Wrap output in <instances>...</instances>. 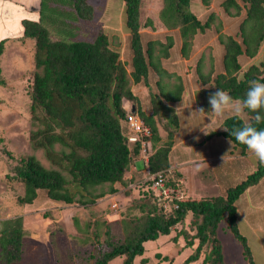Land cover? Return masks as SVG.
Returning <instances> with one entry per match:
<instances>
[{
  "label": "trees",
  "instance_id": "obj_1",
  "mask_svg": "<svg viewBox=\"0 0 264 264\" xmlns=\"http://www.w3.org/2000/svg\"><path fill=\"white\" fill-rule=\"evenodd\" d=\"M123 1L132 54L130 73L119 59L118 52L108 47L107 37L103 33L98 32L92 40L74 39L68 35L74 24L92 19L93 8L88 0H57L59 5L54 4V7L50 0H39V5L36 2L30 9L38 14L21 20L22 37L19 39L32 41L35 70L29 93V113L37 129L30 133L29 141L34 149L42 150L53 169L44 168L33 156L18 160L10 158L9 169L23 184L20 204H31L38 191L46 192L52 201L82 206L93 205L104 195L115 193L114 185L123 183L125 171L130 167L133 156L139 153L138 145L130 149L125 129L122 128L127 112L133 108L150 128L153 146L160 140L159 126L165 132V141L149 156L147 168L151 175L162 174L166 188L174 187L173 180L167 174L170 168L168 154L179 122L175 108L169 104L179 102L184 90L178 76L175 78L177 83L169 89V83L163 79L171 78L173 74L163 70L160 65V58L168 57L173 40L167 36L165 43L149 41L144 50L140 30L151 26V21L141 24L143 0ZM161 1L158 12L160 22L167 30H178L180 51L186 57L193 36L211 28L215 15L210 13L204 22H200L189 10L191 0ZM209 2L201 0L205 6ZM241 2L243 6L236 0L221 2L228 16H239L242 9L245 10V16L238 26L241 44L217 29L218 40L224 49L223 73L211 79L212 68L206 74L201 71L202 58L197 64L196 73L202 83L213 82L212 94H225L227 101L241 102L243 111L250 118L246 123L238 115L230 116L222 122V131L211 133L206 138L214 135L226 138L244 153L264 136V98H257L260 92L258 86L264 85V61L260 66H249L237 79L241 69L238 59L242 55L253 58L264 39V0ZM44 4L48 6L47 10ZM44 10L50 11V15L43 17ZM63 13L64 21L56 18ZM57 19L72 27L60 34L64 36L53 39L46 26L48 22H58ZM4 43L6 39L0 41V55ZM149 68L158 76V94L149 92L151 114L145 115L131 93L129 77L134 83H145ZM123 100L131 103L129 110L123 107ZM55 146L60 149L56 150ZM173 175L178 176L177 173ZM263 177L264 158H261L256 169L238 185L227 189L224 196L177 201L172 209H168L169 212L164 206L152 203L150 197L139 199L128 208L127 216L120 220V231H115L112 223L105 224L104 241L96 242L92 253L87 256L86 264H108L118 257H123L121 264H134V259L144 253L145 242L168 235L188 212L196 220V228L192 240L186 238L185 246H193V241L197 245L182 264L198 261L201 254H204L202 264H224L222 245L217 237V230L223 222L241 244L247 264H254L246 238L237 227L235 202ZM149 183L152 186L154 179H150ZM24 234L21 216L0 221L2 264H16L24 258ZM100 235L98 229L95 237L98 239Z\"/></svg>",
  "mask_w": 264,
  "mask_h": 264
},
{
  "label": "rangeland",
  "instance_id": "obj_2",
  "mask_svg": "<svg viewBox=\"0 0 264 264\" xmlns=\"http://www.w3.org/2000/svg\"><path fill=\"white\" fill-rule=\"evenodd\" d=\"M50 1L53 7L54 4L59 5L57 0ZM88 1L93 8L91 20L79 21L72 27L71 24L63 23L66 19L64 13L57 15L56 18L64 20L59 22L57 19L58 22L54 24L45 21L48 22L46 28L51 37L64 36L60 34L66 33L71 27L68 35L74 39L92 40L98 32L103 33L107 37L108 47L118 52L119 59L130 73L132 54L125 24L124 1ZM222 1L210 0L207 6L201 0L190 1L189 10L200 22H204L210 13L215 18L211 28L193 36L187 56L184 57L180 51L181 37L178 30L163 28L158 17L162 1L143 0L141 24L151 21V26L140 30L143 49L147 48L149 41L165 43L166 37L171 36L173 45L168 50V57L160 58V65L173 76L163 80L172 89L178 76L184 90L179 102L169 104L175 108L179 122L168 154L170 168L167 174L173 180L174 187L169 188L167 197L159 196V192L149 183L151 175L147 174L148 168L138 153L133 156L130 167L124 173L123 183L114 185L115 193L104 195L93 205L82 206L52 201L44 191H38L31 204L19 203L23 184L9 169L10 158L18 160L33 156L44 168L53 169L42 150L34 149L29 141L30 133L37 129L29 113V93L35 71L33 43L19 39L22 37L21 20L38 14L30 9L36 2L38 6L39 0H0V41L6 39L0 55V221L18 216L23 218L26 252L16 264H86L87 256L92 253L96 242L104 241L105 224L112 223L113 229L120 231V220L127 216L128 208L139 199L150 197L152 203L164 206L169 212L168 209H172L177 201L224 196L227 189L238 185L256 169L258 160L264 158V136L244 153L226 138L218 135L206 138L211 133L222 131V122L230 116L238 115L246 123L250 119L243 111L241 102L227 101L225 94H212L213 82L202 83L196 73L201 58L203 73L210 72L212 68L211 79L223 73L224 49L218 40V28L224 36H231L238 43L241 41L238 26L245 16V10L242 9L239 16H228L221 7ZM236 1L243 6L241 0ZM47 7L44 4L45 10ZM45 10L43 17L50 15V11ZM238 60L241 69L237 79H240L249 66H260L264 61V39L253 58L242 55ZM157 80L158 76L151 68L145 83H134L129 77L131 93L137 98L138 108L145 115L151 114L149 92L158 94ZM258 87L260 92L257 98H264V85ZM122 105L126 110L131 108L129 101L123 100ZM158 135L160 140L156 146L150 142L151 153L165 141L166 134L161 126ZM55 149L60 147L55 146ZM173 173L178 176L174 177ZM235 207L237 227L246 238L254 264H264V177L237 199ZM195 222L188 212L182 222L171 228L168 235L145 242L144 253L134 259V264H182L197 245L193 241V246H185L186 238L192 240L195 234ZM97 228L101 234L98 239L95 237ZM217 237L222 245L224 264H247L241 244L228 231L225 222L220 224ZM203 258L204 254H201L199 260L191 264H202ZM122 260L123 257H118L108 264H121Z\"/></svg>",
  "mask_w": 264,
  "mask_h": 264
},
{
  "label": "built area",
  "instance_id": "obj_3",
  "mask_svg": "<svg viewBox=\"0 0 264 264\" xmlns=\"http://www.w3.org/2000/svg\"><path fill=\"white\" fill-rule=\"evenodd\" d=\"M124 123V133L130 149L134 145L139 146V154L141 156V161H143L144 166L147 167V162L151 153V130L144 123V121L139 117L136 112L128 111ZM148 150L150 152H148ZM148 175H151L147 171ZM151 179H154V183L152 184L153 189L159 192V196H168L169 189L164 186L162 174H154L150 176Z\"/></svg>",
  "mask_w": 264,
  "mask_h": 264
},
{
  "label": "water",
  "instance_id": "obj_4",
  "mask_svg": "<svg viewBox=\"0 0 264 264\" xmlns=\"http://www.w3.org/2000/svg\"><path fill=\"white\" fill-rule=\"evenodd\" d=\"M131 111H132V112H135V109L133 108Z\"/></svg>",
  "mask_w": 264,
  "mask_h": 264
},
{
  "label": "crops",
  "instance_id": "obj_5",
  "mask_svg": "<svg viewBox=\"0 0 264 264\" xmlns=\"http://www.w3.org/2000/svg\"><path fill=\"white\" fill-rule=\"evenodd\" d=\"M30 17V16H29Z\"/></svg>",
  "mask_w": 264,
  "mask_h": 264
}]
</instances>
